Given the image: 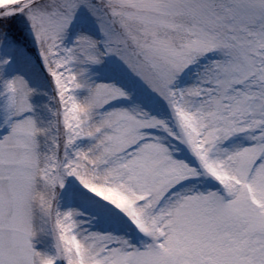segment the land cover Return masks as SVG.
<instances>
[{
    "label": "snow or ice",
    "instance_id": "snow-or-ice-1",
    "mask_svg": "<svg viewBox=\"0 0 264 264\" xmlns=\"http://www.w3.org/2000/svg\"><path fill=\"white\" fill-rule=\"evenodd\" d=\"M0 264H264V0H0Z\"/></svg>",
    "mask_w": 264,
    "mask_h": 264
}]
</instances>
